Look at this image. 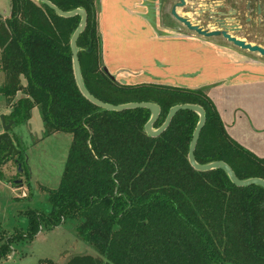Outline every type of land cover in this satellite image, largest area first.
I'll use <instances>...</instances> for the list:
<instances>
[{"label": "trees", "instance_id": "1", "mask_svg": "<svg viewBox=\"0 0 264 264\" xmlns=\"http://www.w3.org/2000/svg\"><path fill=\"white\" fill-rule=\"evenodd\" d=\"M51 1L63 10L81 7L88 13L78 46L91 93L114 104L157 103L156 127L172 106L199 104L206 121L196 159H224L241 178L264 177V155L229 132L206 88L119 82L105 69L97 0ZM10 2V15L0 16L6 120L13 119V127L27 123L39 107L46 135L68 131L73 139L59 185L48 189L50 210L26 209L25 226L2 239L0 256H8L13 241L29 242L42 228L73 218L79 220L77 234L97 254L77 253L66 264H264V186L237 185L223 168L191 165L188 151L199 113L180 110L153 136L145 129L148 108H100L81 93L75 79L71 37L81 16H60L38 0ZM19 91L23 96H16ZM11 134L20 140L19 131ZM7 150L0 141V166L11 158L26 161L24 148L17 155H6ZM0 179L12 180L1 168ZM40 264L57 262L41 259Z\"/></svg>", "mask_w": 264, "mask_h": 264}, {"label": "crops", "instance_id": "2", "mask_svg": "<svg viewBox=\"0 0 264 264\" xmlns=\"http://www.w3.org/2000/svg\"><path fill=\"white\" fill-rule=\"evenodd\" d=\"M143 14L150 12L142 0H100L99 29L108 70L120 75L118 78L127 84L207 86L229 132L264 155V145L255 141L259 139L264 144V65H237L217 56L193 58L190 38L183 33L157 28L151 17H143ZM1 108L0 113L10 111L4 104ZM34 111L38 109L33 108L29 126ZM41 233L40 230L29 242H34ZM18 250L15 247L8 256H0V262L23 260L28 251Z\"/></svg>", "mask_w": 264, "mask_h": 264}, {"label": "rangeland", "instance_id": "3", "mask_svg": "<svg viewBox=\"0 0 264 264\" xmlns=\"http://www.w3.org/2000/svg\"><path fill=\"white\" fill-rule=\"evenodd\" d=\"M10 10V0H0L2 20L10 15ZM112 74L119 82L125 83L118 78L120 75ZM5 81V74L0 71V85ZM22 81L24 84L25 80L22 79ZM198 81L200 80L196 79V82ZM16 96H23V92L19 91ZM262 101L264 100L262 99ZM3 104L7 106L6 100L0 95V109ZM36 109L38 111H34L30 126L27 121V123L17 124L13 127V121L9 128V130L13 128L21 133L20 140L14 138V135L12 137L17 148L25 149L26 161H23L20 166L14 158H11L0 166L6 176L12 178L9 181L0 179V236L3 235L2 238L0 237V243L7 234L21 231V228L25 226L26 216L23 212L26 209L50 210L51 202L48 198V189L59 185L73 139L72 132L68 131H56L46 135L41 111L39 107ZM13 129L10 130V133ZM3 130L0 118V132ZM255 141L264 145L259 139ZM18 153L13 152L12 154L17 155ZM27 171L29 175L26 174ZM17 179H21V182ZM15 195L20 197L16 198ZM78 221L68 218L59 227L42 228L41 235L32 243L25 241L23 243L21 240L13 241V248L28 251V254L21 261L15 258L16 260H6L0 264H40L41 259H53L57 264H66L68 259L77 253L97 254L95 248L77 234L75 228ZM16 226L17 231H15Z\"/></svg>", "mask_w": 264, "mask_h": 264}, {"label": "flooded vegetation", "instance_id": "4", "mask_svg": "<svg viewBox=\"0 0 264 264\" xmlns=\"http://www.w3.org/2000/svg\"><path fill=\"white\" fill-rule=\"evenodd\" d=\"M99 3L97 0L98 11ZM142 3L150 12L143 17L150 16L157 28L183 33L190 38L193 58L217 56L237 65H264V54L243 48L223 34L226 31L232 37L264 48V0H142ZM174 8L193 25L207 32L220 33L208 36L189 28L173 14ZM202 87L209 95L207 86L188 88Z\"/></svg>", "mask_w": 264, "mask_h": 264}, {"label": "water", "instance_id": "5", "mask_svg": "<svg viewBox=\"0 0 264 264\" xmlns=\"http://www.w3.org/2000/svg\"><path fill=\"white\" fill-rule=\"evenodd\" d=\"M40 2H43L53 8L58 15L63 17H73L76 15L81 16L80 23L77 27V29L74 31L72 37H71V48H72V59H73V68H74V74L75 79L77 82V85L81 91V93L92 103L99 106L100 108H103L105 110L109 111H123L126 109H133V108H148L151 111V116L148 119V121L145 124L146 131L153 135H159L161 134L171 123L172 118L174 115L180 111V110H193L197 111L199 113V121L197 123V126L193 132V136L190 142V147L188 151V158L191 163V165L198 169V170H210L213 168H223L227 171L232 181L237 185H249L252 183L261 184L264 186V177L261 176H251L247 178H241L237 175L234 168L231 166V164L224 159H216L209 162H199L196 159L195 150L197 146V142L200 136L201 129L206 121V111L203 106L196 104V103H180L172 106L170 110L167 113V116L163 123L159 126H155V121L159 118L161 113V107L152 101H131L126 103H120V104H114L110 102L103 101L102 99L96 97L91 91L87 88L83 74H82V68L79 58V46H78V38L80 34L85 30L88 22V13L84 8L78 7L73 10H63L60 7H58L54 2L51 0H38ZM173 14L182 22H184L189 28L197 30L201 34L205 35H213V34H219V31L214 32H207L206 30H203L197 25H193L187 18L180 16L176 9H173ZM223 34L229 38L230 40L234 41L236 44L242 46L243 48H249L252 51H259L262 54H264V48L259 45H252L250 43H247L243 40L237 39L236 37H232L230 34H228L226 31H223ZM105 69L107 71L108 68L105 66ZM0 118L2 120L3 128L4 130L0 132V141H4L8 147V150L6 151V155H10L13 152H19V148H17L13 137L10 133V126L12 125L13 119L6 120L5 113H0ZM21 166V164H19ZM18 181L21 179H17Z\"/></svg>", "mask_w": 264, "mask_h": 264}]
</instances>
